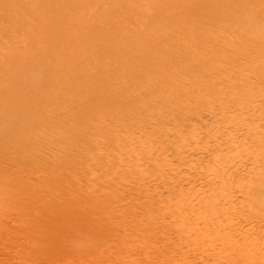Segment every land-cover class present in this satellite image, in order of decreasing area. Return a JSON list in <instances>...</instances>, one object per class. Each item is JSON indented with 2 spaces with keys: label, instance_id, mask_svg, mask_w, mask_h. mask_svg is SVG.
<instances>
[{
  "label": "bare ground",
  "instance_id": "1",
  "mask_svg": "<svg viewBox=\"0 0 264 264\" xmlns=\"http://www.w3.org/2000/svg\"><path fill=\"white\" fill-rule=\"evenodd\" d=\"M119 1L122 4L125 2V0ZM176 1L142 0L141 3H136V5L132 6L130 12L136 13V15H141L142 13L141 16H149L148 20L144 22L142 20L141 23L143 24L140 22L132 23L131 29L128 28L127 31L122 33L130 22L118 21L115 18L116 12L106 9L103 4L105 2H101V0H0V31H8L7 33L12 35L11 40L15 39L16 35L20 32L22 34L26 33V36L23 38L17 37L19 40L17 39L16 41H0V201H4L5 204L8 201L7 207L9 206L12 211L14 210V214L19 213V216L28 211L26 212L28 217L23 214V216L27 217H24V220L29 218L28 221H25L26 223L23 220L21 222V218L19 221L18 216V218L15 217V220L18 219L17 224L21 222V225L24 223L27 227L31 225L32 231L39 229V234L36 232L35 234H37V237L42 236L40 238L41 241H43V236L49 239L52 238L51 241L47 239L48 242H53V239L55 242L57 239L65 241L67 237V239H70L69 241L79 244L89 236L102 237L105 234L104 227L108 226L109 220L106 215V209H108L110 202L113 200L114 194L110 199L108 207V203L106 205L104 203L95 205L94 203L93 205L95 206L90 204L91 209L87 205V209H85V206L81 204L83 202L80 201L81 206L77 205L80 198L78 197L79 199L77 198L78 200L76 201V196H72V188L67 186V183L62 182V174L65 175L66 169H76L90 157L98 163L103 162L107 152L113 149L106 146L107 142L110 141L112 144V141L117 143L119 140V145L115 143L112 145L115 146L114 148H117L114 150V154L117 157V163L119 164L120 162L121 166H123V168H119L120 165L118 167V169H124V172L121 171L122 173H128L125 169L128 171L130 168L132 169L130 172L137 175L142 173L141 176H143L145 172L147 176L145 174L144 176L149 181V179H152L148 178L150 170H153L151 167L156 166L160 173L164 175V178L171 176V178L169 177L171 180L173 179L179 183L178 185L181 184V187L176 192L181 197L174 202V207L182 211L183 217L188 218V222H185L186 226L181 225L184 226L183 229L185 231L188 230L190 234H193V236L189 235L190 237L197 238L200 243H205L208 240V244H205L211 250L216 248L218 242H222L221 246L223 250H236L240 254L246 253L245 259H242L247 262L245 261L240 264H264V237L261 235L264 233V223H262L263 227L261 222L259 224L254 223L251 226L248 225L249 229L252 228L251 236L246 234L249 239H246V236L240 232L233 234V232H229L230 230H224L226 231L224 232L221 231L223 228L219 229L221 227L228 229L226 226L232 227L235 223L237 227L238 225L245 226L249 224L248 220L250 219L240 216V214L236 216L237 211L247 208L248 212H250L251 209L254 210V208H251V205L253 207H255L254 205H264V122L258 123L253 127V124L248 122L245 115V119L243 118V112L237 108L243 103L242 99L246 98V96L241 97L242 95L239 90L244 91L245 88H248L244 87L246 82L244 84L241 81V77H243L242 73L244 72L237 71L241 68H239L240 65L242 67L246 65L244 63V65H237V61L240 59L239 56L242 54L239 49L244 48L246 44L252 42L254 45L251 46L255 47L257 44L256 49L263 50V34L258 37L257 31L256 37H250L251 35L247 37L249 33L246 30L249 29H245V25L250 23L251 19L258 18L261 10L264 12V0L259 3L260 10L258 8L257 10L251 9L252 12L250 11L251 13L249 14H243L241 10L242 16H236V12L244 7L247 9L248 6L253 4L252 1L182 0L180 5V2L177 3ZM129 2L132 3L134 1L131 0ZM152 2L153 5L157 4V12L160 11L163 16L168 17H165L167 19H159L156 24L149 27L148 24L151 23L150 18H153L155 13V7L152 5ZM161 2H163V5L159 6ZM54 3H56V6L57 4H67V11L63 10L60 13L58 5L57 10H59V13H56L54 16L52 15L53 18L50 17L48 19L45 18L46 15L45 17L43 16L44 12L36 13L37 7L41 5L49 12ZM75 3H79L81 5L79 8H82V6L83 8H77L79 10L76 7L71 9L73 7L72 4ZM24 6H27V8L25 7L26 9H24ZM66 7L64 6L63 9L65 8L66 10ZM152 7L154 12H151ZM27 9L32 11L31 13L35 12L36 15L32 14L33 17H26ZM121 9L117 10L121 11ZM87 17L88 19L90 17L96 18L97 21L106 24L114 32H106L102 36L95 33L98 29L97 23L95 24L97 29L92 31L93 25H91L92 30H90L89 25L86 27L85 23L88 20L86 19ZM230 17L235 21L237 31H241V37L238 35L239 38L237 40L236 38L232 39L235 32H233L234 29L229 33L228 29L230 28L226 27L228 25L222 23V20L225 21L226 18ZM155 19L153 20L155 21ZM229 23L232 24L231 22ZM89 24L92 23L89 22ZM106 25H103V27H106ZM252 25L254 24L252 23ZM100 27L104 30L107 29V27ZM45 28H47L48 35L45 33L46 36H41V33L46 31ZM160 29H162L163 34L159 33ZM116 40L119 41L115 43L114 41ZM135 42H139L140 45ZM248 46L250 45L248 44ZM104 47L107 49L106 55L104 54L103 58V55H99L100 52H98V55L95 52ZM83 50H85V53ZM251 51L253 52V50ZM262 52L260 51V53ZM253 54L251 52H245L244 54L248 60L251 59L249 67L250 64H252L251 66L256 64L253 60L257 58L254 59ZM262 54L264 55V52ZM259 59L261 61L264 57ZM257 64L255 65L256 67L250 68L256 69ZM262 64H260V69H262ZM104 65L107 66V70L106 66L103 67ZM236 66H238L237 70ZM246 70L244 71L246 72ZM259 74H262V72ZM43 76L47 80L42 81L41 79H44ZM254 90L253 94H255ZM208 97H211L212 100L207 99ZM254 103L256 102L254 101ZM216 105H219V108ZM224 108H227L229 112H225L227 110H223ZM245 110H249V108ZM206 111L208 113L212 112V115L217 118L224 119V123L222 122L224 130H219L217 125L214 124L218 129L209 134L213 140H218L215 143L213 142V145L209 143L210 140H202L205 134L196 133L189 125V122L193 124L191 121L193 117L203 115ZM254 112H251V114H254ZM251 117L253 118L252 115ZM252 118L250 121H252ZM255 118H253V122H255ZM134 120L139 121L141 124L155 123L158 127H163L164 136H173L174 140H176V143H174V147L177 150L175 151L177 152L176 155L179 156V161L185 163L186 167H183L188 172H185L183 168H177L178 164H174V168L171 165V163L175 162L174 159L172 162L170 157L164 154L165 151L156 149L160 147H151L150 140H144L143 142L144 138L139 141L137 140L136 143L140 144L141 141V144H134L137 147H133L134 149L130 151L129 148L131 147H129L130 145L127 142L131 144L135 142V137H138L141 131H143L142 125L128 126ZM106 121L124 122V131L122 132V129L118 130ZM179 124L180 127L182 126L181 128L178 127ZM219 127L221 128V126ZM157 128H154V130L156 131ZM159 131L155 133L159 135ZM146 132L147 130L142 133ZM200 132L202 131L200 130ZM52 133L54 134L52 135ZM136 133H139V135ZM151 133L155 135L154 132ZM153 135L151 134L150 137H147L151 138ZM247 136L249 138L253 136V144L256 142L254 146L244 145L243 141L245 137L248 138ZM115 137L118 138V140L116 139L117 141H114ZM147 137L145 139H148ZM85 138L90 140L91 143L84 141L83 139ZM249 141L247 144H250ZM168 143L166 144L167 147L169 146ZM152 145L155 146L153 143ZM167 147H165V150ZM170 151L174 150L172 149L167 152ZM204 152L211 154V162L209 161V157V162H205L203 161L204 159L198 157ZM135 153L144 155L140 158V161L138 160L139 162L136 160L140 156L136 157ZM210 154L207 155L210 156ZM132 156H135V158L133 157L134 160L137 158L136 162L133 160L135 163L130 161ZM129 162H133L134 164L132 163V165ZM180 163L178 167H182ZM88 164L90 165V162ZM86 168L95 170L91 166H86ZM110 168L113 169L112 167ZM20 169H23L27 175H31L30 177L34 179L29 178L30 181L28 183H23V180L16 181L15 174ZM118 169L116 168L117 172ZM22 171L20 170L19 172ZM96 171H94L97 176L96 180L99 182V179H101V177H98L100 172L96 173ZM48 172L53 176H51L53 184L58 191L53 194L50 193L52 195L46 197L43 207L39 208V210L32 206L31 208H27L28 204L26 205L24 201L29 199L27 197L37 195L39 197L42 185H39L38 180L40 181L41 178L45 180V177H48ZM117 172L114 170L112 173ZM46 173L47 175L43 177ZM126 175L132 174L128 173ZM88 176H91V174ZM37 177L39 178L38 180L35 179ZM132 177H128V179L130 180ZM83 178L85 179V177ZM158 178L160 177L158 176ZM107 179L109 178L105 180ZM102 180L99 182L100 185H102ZM241 180L244 181H242L243 184L239 182ZM253 180H257L256 183L254 181L255 185H253ZM148 181H141L140 183L138 181L139 184L137 186L142 188L140 191L142 190L143 193L144 188L151 186V183L148 186ZM247 182L253 185V192L250 194L254 193V195H249V198L244 193V188L247 189L248 187H244V184H248ZM104 184L109 188L107 191L111 188L116 189H113L114 191L118 189L116 187L117 184L115 186L112 178L108 180V183ZM95 185L97 186L98 184H93L92 187L94 190H97L95 189ZM92 187L90 188L92 189ZM99 187L101 188V186ZM106 187H104L105 191ZM191 187L195 188L194 192L191 190ZM119 188L121 189V187ZM44 189H47V187ZM120 189L118 190L119 195L122 193ZM105 191L102 190L100 194L103 192L102 195L106 194L107 191L106 193ZM109 194H106L107 200L110 198ZM43 195L45 197V193ZM107 195H109V198ZM240 195H243L242 199L238 197ZM114 196L117 197V195ZM87 201L85 202L87 203ZM162 201L164 202L165 199ZM166 202L169 203V200ZM101 204H104L107 208ZM96 206L102 208V212H97ZM149 207L151 209V205ZM164 207L166 208V205ZM174 207L173 209L175 210ZM26 208L27 210H25ZM165 208H163L164 211L167 209ZM258 208L257 210H259ZM145 209L147 210V208ZM9 210L8 212H10ZM253 210H251V213ZM257 210L254 212L255 215L253 217L257 219H254V221L259 222L261 220L258 218L264 219V210L262 212H257ZM103 211H105V214ZM39 213L47 216V220L45 219L47 222H52L54 225L59 226H55L53 230L36 222ZM180 213L177 215H180ZM243 214L245 213L243 212ZM165 215L166 213L163 214V216ZM174 216L175 214L171 216L174 219L173 223L177 221ZM162 220L161 222L164 223L165 220ZM3 225L5 226V223L0 222V229H3L4 232L7 230V226L4 227ZM175 225L180 226L178 223ZM238 228H235L234 231ZM12 231L14 234L19 232L17 229L15 231L11 229L9 233H12ZM32 231L31 233L34 234ZM218 231L223 236L220 234L215 235L214 232ZM210 233L214 234L209 236ZM246 233L249 232L246 231ZM35 234L33 236L34 240ZM15 235L11 236L14 237ZM29 239H32V237L30 236ZM33 239L32 241L34 242ZM36 240L40 241L38 238ZM48 242H45L46 245ZM34 244L36 243L34 242ZM63 244L67 243L63 242ZM196 244L195 241L194 245ZM200 246L205 247V245L202 246L201 244ZM196 247H199V243ZM221 248L220 250H222ZM211 250L210 252L207 250L208 255L211 253ZM220 250L217 251L220 252ZM219 252L216 253L219 254ZM220 260L222 261L221 258ZM218 264L220 263L218 262Z\"/></svg>",
  "mask_w": 264,
  "mask_h": 264
},
{
  "label": "rangeland",
  "instance_id": "2",
  "mask_svg": "<svg viewBox=\"0 0 264 264\" xmlns=\"http://www.w3.org/2000/svg\"><path fill=\"white\" fill-rule=\"evenodd\" d=\"M112 1V2H111ZM129 1H131V0H125V2L122 4L119 0H101V2H105V3H103L104 5H105V8L106 9H110V11H114V12H116L115 13V18H117L118 19V21H128V22H130V24L122 31V33L124 32V31H127V29L129 28V29H131L130 27H132L133 26V24H135V23H141V21L143 20V22L144 21H146V20H148V17L149 16H141L142 15V13H141V15H136V13H133V12H130L131 10H132V6L133 5H136V3L137 4H139V3H141L142 2V0H133L134 2H132V3H130ZM156 1V0H155ZM158 1V0H157ZM160 1V0H159ZM252 1V3L253 4H251L250 6H248V8L246 9V7H244V8H242V9H240L239 11H240V14H239V11H237L236 13H237V15L236 16H242L243 14H249V13H251L252 12V10H257V8L260 10L261 9V7L259 6V3L261 2V1H263V0H250V2ZM166 2V1H165ZM177 3L178 2H180L179 3V5L182 3V0L180 1V0H177L176 1ZM107 3V4H106ZM109 3H110V5H109ZM129 3H130V5H129ZM76 4V5H75ZM75 4H72L73 5V7L71 8V9H73V8H75L76 7V9L77 8H79V6H81L79 3H75ZM78 4V5H77ZM113 4V5H112ZM59 5V6H58ZM63 4H57V6L58 7H60V8H58L57 6H56V3H54V5L51 7V10H49V12H48V10L46 11L45 9V7L43 6V5H41V6H43V7H41V6H38L37 7V14H38V12L40 13V12H44L43 13V16L45 17V15H46V17L45 18H53L52 17V15L54 16L56 13H59V10H57V8L58 9H60V13H62L63 12V10L64 11H67V8L68 7H66L67 6V4L65 5H63ZM71 5V6H72ZM123 5V6H122ZM152 5H153V2H152ZM161 5H163V2H161L160 4H159V6H161ZM66 7V10H65V8L63 9V7ZM154 7H155V13H154V16H153V18H150L151 19V23L150 24H148V26L150 27H152L154 24H156V22L159 20V19H162V18H165V17H168V16H163L162 15V13H160V11L159 12H157V9H156V6H157V4L156 5H153ZM254 6V7H253ZM256 6V7H255ZM27 8V6H24V9H26ZM86 7V6H85ZM121 7H122V9H121ZM249 7H252V8H249ZM29 8V7H28ZM82 8H83V6H82ZM82 8H79V9H82ZM42 9V10H41ZM79 9H77V10H79ZM116 11H115V10ZM117 9H121V11L120 10H117ZM128 9H129V11H128ZM246 9V10H245ZM252 9V10H251ZM41 10V11H40ZM243 11V14H242V11ZM54 11V12H53ZM58 11V12H57ZM62 11V12H61ZM112 11V12H113ZM154 12V10H153V7L151 8V12ZM251 11V12H250ZM32 11H29V9H27V12H26V17L27 16H32L33 17V15L35 14V12L34 13H31ZM45 12H47V13H45ZM82 12H84L83 10H82ZM245 12V13H244ZM48 13H51V14H49L48 15ZM85 13V12H84ZM31 14V15H30ZM33 14V15H32ZM157 16H156V15ZM239 14V15H238ZM242 14V15H241ZM36 15V14H35ZM259 16H258V18H253V19H251L250 20V23H247L246 25H245V29L247 28V29H249V30H246L249 34L247 35V37H249L250 35V37H256L257 35H256V32L258 31V37L261 35V34H263V36H262V41H263V43H264V12H263V10H261V12H260V14H258ZM156 16V17H155ZM245 16V15H244ZM135 17V18H134ZM141 17V18H140ZM158 17H161V18H158ZM261 17V18H260ZM93 18V17H92ZM91 17H90V19H88V17L86 18V19H88V20H86V27H88V25H89V29L90 30H92L91 29V25H93V30L92 31H94L95 29H97V26H98V29L95 31V33H97V34H99V35H104L106 32H108V33H113L114 32V30H112V29H110L109 27H107V25L106 24H103L101 21H97V19L96 18H93L92 19ZM138 18H139V20H138ZM154 18H156L155 19V21L153 20ZM92 19V20H91ZM96 19V20H95ZM165 19H167V18H165ZM261 19V20H260ZM26 20H27V18H26ZM90 20V21H89ZM133 22H132V21ZM135 20V21H134ZM255 20H256V22H255ZM259 20V21H258ZM94 21V22H93ZM224 20H222V23H224V25H228V26H230V27H228V26H226L227 28H230V29H228L229 30V33L231 32V30H233V36H232V39H235L236 38V40H237V38H239V36L241 37V35H240V33H241V31L240 32H238L237 31V29H236V27H235V21H233V18L232 17H230V18H226L225 19V21L223 22ZM88 22V23H87ZM89 22H91L92 24H89ZM229 22H231L232 24H230ZM97 23V26L95 25ZM133 23V24H132ZM252 23L254 24V25H252ZM101 24V25H100ZM141 24H143V23H141ZM152 24V25H151ZM237 25H238V23H236ZM103 25H106V27H107V29H101V27L100 26H102V28H104L103 27ZM147 25V24H146ZM145 25V26H146ZM249 25V26H248ZM262 26H263V28H262ZM95 27V28H94ZM100 27V28H99ZM105 27V28H106ZM45 30L46 31H44V33H41V36H46L45 35V33L48 35V33H47V28H45ZM100 31V33H99V31ZM102 30H104V31H102ZM108 30V31H107ZM255 31V32H254ZM8 31H0V41H4V42H8V41H16L18 38L17 37H19V38H23L24 36H26V33H24V34H22V32H20L18 35H16V37H15V39H12L11 40V38H12V35L11 34H9V33H7ZM102 32V33H101ZM161 32V33H160ZM208 32V31H207ZM35 33H37V32H35ZM121 33V34H122ZM159 33L160 34H163V31H162V29H160L159 30ZM252 33V34H251ZM254 33V34H253ZM206 34V33H205ZM234 34H235V36H234ZM237 34V35H236ZM239 35V36H238ZM19 40V39H18ZM21 40V39H20ZM119 40H116V41H114L115 43H117ZM143 41V40H142ZM140 43H141V41H139ZM139 42H135L136 44H139ZM250 43H252V42H250ZM250 43H248L250 46H248V44H246L245 46H244V48H246V49H244V48H240L239 50H240V52L242 53L241 54V56H239L240 57V59H238V63H237V65L239 66L240 64H242V65H244V64H246L245 65V67H242L241 65L239 66V70H237V67L238 66H236L235 68H236V70L238 71V72H244V73H242V76L243 77H241V81H243L244 82V84H245V82H246V84H245V86L244 87H248V88H245V90L244 91H241V90H239L240 91V93H241V97L243 98L244 96H246V98L244 97V99H242V101H243V103L241 104V106H238L237 108H238V110H241L243 113H242V115H243V118L245 119V116H246V119H248V122L249 123H251V124H253L252 126L254 127V126H256L258 123H263L264 122V71H262L263 69H264V59H261V61H259L260 59L259 58H263L264 57V55L262 54L263 52H264V47L262 48L263 50H257L256 49V45H255V47L254 46H251V45H254L253 43L252 44H250ZM140 45V44H139ZM247 46V47H246ZM107 47V46H106ZM106 47H104V48H100V50H96V54L98 55V52H100L99 53V55L100 56H102L103 58H104V56L106 55ZM255 48V49H254ZM258 48V47H257ZM259 49V48H258ZM105 50V51H104ZM238 50V51H239ZM250 50V51H249ZM251 50H253V52L251 51ZM85 50H83V52H84ZM259 51V52H258ZM260 51L262 52V53H260ZM245 52H251L253 55V57H254V59L255 58H257V59H255V60H253L254 61V63L256 62V64H257V68L255 69H252L253 67H256L255 65H253V66H251L252 64H250V67H252V68H250L249 67V63H251L250 62V60H248L245 56H244V54H245ZM85 53V52H84ZM103 53V54H102ZM105 54V55H104ZM261 54V55H260ZM243 55V56H242ZM261 56V57H260ZM242 57V58H241ZM248 60V61H247ZM241 61V62H240ZM252 61V62H253ZM260 63H259V62ZM262 62H263V64H262ZM244 63V64H243ZM248 63V64H247ZM253 63V64H254ZM104 64H106L105 62H104ZM260 64H262V69H260ZM107 65V64H106ZM106 65H104L103 67H105ZM248 65V66H247ZM259 65V66H258ZM106 68V70L108 69L107 68V66L105 67ZM243 69V70H242ZM245 69H247L246 70V72L244 71ZM249 69H251V70H249ZM254 70H256V71H254ZM252 71H253V73H254V75H253V73H252ZM258 71H260L259 73H261L262 72V74H259V73H257ZM249 73V74H248ZM245 74V75H244ZM259 76H258V75ZM213 75V74H212ZM246 75H247V77H246ZM256 75V76H255ZM263 75V76H262ZM244 76H245V78H244ZM44 77V79H41L42 81L43 80H47V78L45 77V76H43ZM43 77H41V78H43ZM209 77H212V76H209ZM257 77V78H256ZM263 77V78H262ZM254 79V80H253ZM263 79V80H262ZM244 80H249V82L247 83V81H244ZM253 81H254V84H253ZM252 82V83H251ZM253 84V85H252ZM256 84V85H255ZM251 85V86H250ZM249 86H250V88H249ZM254 86V87H253ZM252 88V89H251ZM255 88H257L256 90H254ZM249 90V91H248ZM253 90L255 91V94H257V95H255V94H253ZM250 91H252L251 93H250ZM257 91V92H256ZM250 93V94H249ZM244 94V95H243ZM259 94V95H258ZM249 95H250V97H249ZM254 95H255V97H254ZM262 95V96H261ZM253 96V97H252ZM258 96V97H257ZM260 96V97H259ZM251 98V99H249V98ZM262 97V98H261ZM207 99H210V100H212V98L210 97H208ZM249 99V100H248ZM258 99V100H257ZM148 100V99H147ZM247 100H248V102H247ZM246 101V102H245ZM252 101V102H251ZM254 101L256 102V103H254ZM258 101V102H257ZM244 102H245V104H244ZM217 103H219V102H217ZM246 103H247V105H246ZM244 105H246V106H244ZM219 105H216V107L217 108H219L218 107ZM248 106V107H247ZM240 107V108H239ZM257 107V108H256ZM167 108V107H166ZM249 108V110H245V109H248ZM257 109V110H256ZM259 109V110H258ZM218 110V109H217ZM223 110H227V108H224ZM252 110V111H251ZM246 111V112H245ZM249 111V112H248ZM255 111V112H254ZM225 112H229V110H227V111H225ZM251 112L253 113L254 112V114H251ZM257 112V113H256ZM247 113H249L248 115H246ZM226 114H228V113H226ZM208 115V116H207ZM245 115V116H244ZM251 115L253 116V118H255L254 119V121L255 122H253V118L251 117ZM247 116H249L248 118H247ZM255 116V117H254ZM262 116V117H261ZM206 117V118H205ZM212 117V118H211ZM216 119H215V118ZM251 118H252V121H250L251 120ZM260 119L259 121H258V119ZM199 119H200V121H199ZM228 119V118H227ZM257 119V120H256ZM198 120V121H197ZM224 120V119H223ZM223 120L222 119H220V118H217L216 116H214V115H212V112H209L208 113V111H206L205 113H203V115H198V116H195V117H193L192 118V123L193 124H190V122H189V125H190V127L191 128H193L194 129V131L197 133L198 132V134H200V133H202V135L203 134H207V136L205 137V135H203V138H202V140H210V144L211 145H213V142L215 143V142H217L216 140H213L211 137H210V133L211 132H213V131H215V130H217L218 128H219V130H221V131H223L224 130V128H223ZM226 120V119H225ZM107 123H109V124H111V125H113V126H115L118 130H121L122 129V132L124 131L123 130V125H124V122H122V123H120V122H115V121H106ZM199 122V123H198ZM223 122V123H222ZM198 123V124H197ZM200 124V125H199ZM214 124H216L217 125V127H215L216 125H214ZM221 124V125H220ZM136 125H142V129H143V131L145 132L146 130H147V132L146 133H142L143 131H141V134H143L142 135V137H141V134L139 135V133H136L137 135H139L138 137H135V142H133L132 144L131 143H128L127 142V144H129L128 146L129 147H131V148H129L130 149V151H132L135 147H137V145L139 144V143H136V141L138 140H141L142 138H144L143 140H142V142L144 141V140H150L149 142H150V146L151 147H154V148H156V147H160V148H156L157 150L158 149H160L161 151H165L164 152V154L166 155L167 154V156H169L170 157V160H172V162H173V159H174V161L175 162H173V163H171V165L174 167V164H178L177 165V168H183V169H185V172H188L187 170H186V168H184L183 166H185L186 167V165H185V163L184 162H181V161H179V156H177L176 155V153L177 152H175V151H177L176 149H175V147H174V143H176L175 141L176 140H174V138H173V136H169V137H166V136H164V134H163V127H161V126H159L158 127V125L156 124L155 125V123H150V124H146V123H140L139 121H133V122H131L130 124H128V126H130V127H134V126H136ZM199 125V127H197ZM213 125V126H212ZM126 126V125H125ZM201 126V127H200ZM204 126V127H203ZM219 126H221V128L219 127ZM160 129V131H159V129ZM178 127H180V124L178 125ZM182 127V126H181ZM180 127V128H181ZM154 128L156 129L157 128V130L155 131L154 130ZM184 128V127H183ZM197 128V129H196ZM210 128V129H209ZM200 130L202 131V132H200ZM210 130V131H209ZM149 131V132H148ZM157 131H159L158 133H159V135L157 134V133H155V132H157ZM204 131V132H203ZM119 132H121V131H119ZM151 132H154V134L155 135H153V133H151ZM184 132H185V130H184ZM206 132H209V133H206ZM54 133H52V135H53ZM153 135V137L151 136V138H148V137H150V135ZM163 134V135H162ZM162 135V136H161ZM148 136V137H147ZM157 136V137H156ZM209 136V137H208ZM118 137V136H117ZM117 137H115L114 138V141L117 139L118 140V138ZM141 137V138H140ZM145 137H147L148 139H145ZM248 138H249V136H247ZM138 138H140V139H138ZM165 138V139H164ZM248 138H244V145H246V146H248V145H250V146H254V144L256 143V142H254V144H253V136L252 137H250L249 138V140H247ZM158 139V140H157ZM168 139V140H167ZM84 141H86V142H89V143H91L90 142V140H88L87 138H85V139H83ZM116 140V141H117ZM206 140V141H207ZM211 140H213L212 142H211ZM119 141V140H118ZM118 141H117V143L116 142H113L112 141V144L113 143H115L116 145H119L118 144ZM154 141H156L155 143H154ZM174 141V142H173ZM247 141V142H246ZM248 141L250 142V144H247L248 143ZM167 142H169L168 143V145L170 146L171 144V146L168 148L167 147ZM108 144L106 145L108 148H113V149H111L109 152H107V154H106V156H105V158H104V160H103V162L101 161V162H97L95 159H93V158H89L88 160H86L84 163H82V164H80L79 165V167H77L76 169H72V170H68V169H66V172H64V174L65 175H63L62 174V182L63 183H67V186H70L71 188H72V196L74 195V196H76V201L78 200V203H77V205L78 206H81V204L83 205V206H85V209H87L86 208V205H87V207L88 208H90L91 207V205L90 204H94L95 203V205H97L98 203H104L105 205L107 204V207H108V205H109V202L111 201L110 199H111V197H112V195L114 194V195H117V197L116 196H114L113 195V200L110 202V205H109V207H108V209H106L107 207L104 205V204H101L103 207H106L105 209L107 210L106 211V215L108 216V218H109V220H108V226H106V227H108V228H106V227H104V233L105 234H103V236L102 237H99V236H89L88 238H85L83 241H81V243H77V242H72V241H69L70 239H67V237H66V239H65V241H59L58 239L56 240V242L54 241V239L52 240L53 242H48V240L47 239H49L48 237H44L43 236V241H41V237H37V234H35V232L36 233H38V230L37 231H32L31 230V228H32V226L31 225H29V227H27V225H24V223H26L25 221H28V219H26V220H24L25 218H27L28 216H27V214H26V212H28V211H26V212H24L23 214H25V216H27V217H25V216H23V214L22 215H20L19 216V213H16V214H14L15 213V211L13 210H11L10 209V207L8 208L7 207V202H6V204H5V202L4 201H0V216H1V214H3L2 216H1V219H0V222L1 223H5V226L4 227H6L7 226V230H5L4 232H3V229L1 230L0 229V264H218V262L220 263V264H240V263H243V262H245L246 260H244L243 261V259H245L244 257H246L245 256V254H244V252H243V254H240V252H238V251H236V250H223V247L221 246V244H222V242H218V244L220 245H218L217 244V246H216V248L215 249H209L208 248V246L206 245V244H208V240H206L205 241V243L203 242V243H200L199 241H198V239L197 238H195V237H190L189 235H192L193 236V234H190V232L187 230V231H185V229H183V227L184 226H182L181 224H183V225H185L186 226V223L188 222L187 220H188V218H185V217H183V215L184 214H182V211L180 210V209H176L175 207H174V202L177 200V199H179L180 197H181V195H177V189H179L180 187H181V184L180 185H178L179 183H177V182H175L173 179V181L170 179L171 178V176H169V177H163L164 175H162L161 173H160V171L157 169V167L156 166H152L151 167V169L153 168V170H150L151 172H149V174H148V178L150 177V178H152V179H149V181L147 180V173H145L144 172V174L146 175V176H144V174H143V176H141L142 175V173H140V175H137V174H134V173H131L130 171H132V169L130 168V170H126L125 169V171L126 172H128V173H130V174H132V175H126V174H128V173H122V172H124V169L123 170H121V169H118V167H119V165H120V167L119 168H123V166H121V164H120V162H119V160H118V162H119V164L117 163V157L115 156V154H114V150L115 149H117V148H114L115 146L114 145H112L111 144V142L109 141V142H107ZM152 143L155 145V146H153L152 145ZM134 144H137L136 146L134 145ZM140 144H141V141H140ZM139 144V145H140ZM157 144V145H156ZM253 144V145H252ZM127 146V145H126ZM134 147V148H133ZM165 147H167L166 148V150L167 151H169V150H174V151H170V152H167L166 150H165ZM125 148H128V147H125ZM162 148H163V150H162ZM113 151V152H112ZM94 152V151H93ZM113 153V154H112ZM173 153H174V156H173ZM136 154V157L137 156H140V157H137L135 160L137 161V162H139L140 161V158H142L144 155H139L138 153H135ZM202 154V155H201ZM201 154H199V155H201V156H198V157H201L202 159H204L203 161H207V162H209L210 160L212 161V159L210 158V157H212L211 156V154L210 153H208V152H204V153H201ZM207 154H210V156H208ZM134 155V154H133ZM177 156V158H175L176 156ZM207 155V156H206ZM115 158H114V157ZM135 158V156H132L131 157V159H130V161H133L134 160V158ZM172 157H174V158H172ZM208 157H209V161H208ZM133 158V159H132ZM207 158V159H206ZM110 159V160H109ZM115 159V160H114ZM175 159H177V160H175ZM94 160V161H93ZM106 160V161H105ZM134 160V161H135ZM139 160V161H138ZM90 162V165L88 164L89 162ZM113 161H114V164H113ZM133 161V162H134ZM135 161V162H136ZM177 161H178V163H177ZM210 161V162H211ZM88 162V163H87ZM105 162H107V163H105ZM115 162H116V164H115ZM133 162H129L130 164H132ZM134 162V163H135ZM181 162V163H180ZM93 163V164H92ZM110 163V164H109ZM133 163V164H134ZM179 163H180V165L182 164V167L180 166V167H178L179 166ZM88 164V165H87ZM111 164H113V165H111ZM117 164H118V166H117ZM129 164V165H130ZM132 164V165H133ZM88 166V167H93L92 169H95L94 171H96V170H98V171H96V173H98V172H100L99 173V175H98V177L100 178L101 177V179H103L102 180V182H101V184L103 185H100L99 184V182L101 181V179H99V182H97V180H96V178H97V176H96V174H95V172L93 171V170H89V169H87L86 168V166ZM115 165V166H114ZM131 165V166H132ZM96 166V167H95ZM80 167H82V168H80ZM110 167H112L113 169H111ZM114 167H115V169H114ZM78 168H79V170H78ZM108 168V169H107ZM116 168L118 169V172L116 171ZM175 168V167H174ZM21 171L23 170V169H20ZM20 170H18V172L20 171ZM81 170V171H80ZM112 170V172H114V170H115V172H117V173H112V172H110ZM68 171V172H67ZM76 171V172H75ZM87 171V172H86ZM92 171V172H91ZM105 171V172H104ZM122 171V172H121ZM16 173L15 174V177L17 178V179H15L16 181H22L23 183H28L30 180H29V178L30 179H34V178H31L30 176H29V174L27 175V173L23 170L22 172H19V173ZM94 172V173H93ZM108 172V173H107ZM92 173H93V175H92ZM103 173V174H102ZM151 173V174H150ZM155 173H156V175H155ZM25 174V175H24ZM85 176H84V175ZM89 174H91V176H88ZM95 174V175H94ZM117 174V175H116ZM17 175V176H16ZM20 175V176H19ZM47 175V173L46 174H44V176L43 177H45ZM50 175V176H49ZM67 175V176H66ZM87 175V176H86ZM116 175V176H115ZM126 175V176H125ZM137 175V176H136ZM160 177V178H158V176ZM161 175V176H160ZM14 176V175H13ZM37 176V175H36ZM52 175H51V173L50 172H48V177L46 176L45 177V180L44 179H40V181L38 180L39 178L37 177V178H35L36 180H38V182H39V185H42V187H41V193L39 192V197H38V195L37 196H32V197H27V198H29V199H26L25 201H24V203H26V205L28 204V206H27V208H31V206L32 207H36L38 210H39V208H41V207H43V204H44V200L46 199V197H48L49 195H52L53 193H56V191H58L57 189H56V187L54 186V184H53V180H52V177H51ZM73 176V177H72ZM133 176V177H132ZM138 176H141V177H138ZM153 176V177H152ZM154 176H156V177H154ZM22 178L21 180H18L19 178ZM67 179H66V178ZM75 177V178H74ZM83 177H85V179L83 178ZM86 177H87V179H86ZM92 177V178H91ZM103 177V178H102ZM109 178V179H107V180H105L106 178ZM128 177H132V179H128ZM136 177V178H135ZM143 177V178H142ZM161 177L163 178L162 180H161ZM26 178V179H25ZM28 178V179H27ZM50 178V179H49ZM60 178H61V176H60ZM91 178V179H90ZM111 178H112V180H113V182H114V184H115V186H116V184H117V191H114V190H116V189H110L109 191H107L109 188H107L106 186H105V184L104 183H108V180H111ZM142 178V179H141ZM156 180H155V179ZM167 178V179H166ZM128 179V180H127ZM160 179V180H159ZM27 180V181H26ZM44 180V182H42ZM69 180V181H68ZM93 180V181H92ZM117 182H116V181ZM134 180V181H133ZM139 181V183L141 182V181H148V186H149V184L151 185V186H149V187H147V188H144L143 190H144V193L142 192V190L140 191V189H142V188H140L139 186H137L139 183H138V181ZM141 180V181H140ZM154 180V181H153ZM65 181V182H64ZM71 181V182H70ZM96 181V182H95ZM103 181H104V183H103ZM133 183H132V182ZM151 181V182H150ZM156 181V182H155ZM167 181V182H166ZM243 180H241V181H239V182H241L242 184H243V182H242ZM254 181L255 180H253V185H255L254 184ZM37 182V181H36ZM41 182V183H40ZM46 182V183H45ZM74 182V183H73ZM83 182V183H82ZM91 184H90V183ZM95 182V183H94ZM135 182V183H134ZM163 182V183H162ZM165 182V183H164ZM257 182V180L255 181V183ZM75 183H76V185H75ZM86 183V184H85ZM110 183V182H109ZM177 185V187H176V185ZM248 183V182H247ZM45 184V185H44ZM53 184V185H52ZM90 186H89V185ZM93 184H98L97 186H98V188H97V186L95 185V189H97V190H94L93 189V187H92V185ZM162 186H161V185ZM66 185V184H65ZM74 185V186H73ZM78 185H79V189H78ZM159 185V186H158ZM171 185V186H170ZM245 186L244 187H246V186H248L247 187V189L246 188H244V193L246 194V196L249 198V195H254V193L253 194H250L251 192H253L252 190H253V185H251V184H244ZM251 185V186H250ZM73 186V187H72ZM99 186H101V188L99 187ZM164 186V187H163ZM170 186V187H169ZM185 186H187V185H185ZM45 187H47V189H44ZM54 187V188H53ZM75 187V188H74ZM77 187V188H76ZM90 187H92V189H93V191H92V189L90 188ZM104 187H106V191H107V193H106V191L104 190L105 188ZM119 187H121V189L119 188ZM139 187V188H138ZM163 187V188H162ZM166 187V188H165ZM103 188V189H102ZM124 188V189H123ZM137 188V189H136ZM150 188H152V189H150ZM155 188V189H154ZM170 188V189H169ZM49 189V190H48ZM56 189V190H55ZM81 189V190H80ZM83 189V190H82ZM120 189V191H122V193H121V195H119L120 193H119V190ZM136 189V190H135ZM163 189V190H162ZM166 189V191H164ZM169 189V190H168ZM174 189V190H173ZM76 190V191H75ZM80 190V191H79ZM98 190H99V192H98ZM101 190V191H100ZM102 190L103 191H105V193L106 194H109L110 195V198H109V195H107V197L109 198L108 200L106 199V194H104V195H102V194H100L101 192H102ZM113 190V191H112ZM139 192H138V191ZM154 192H152V191ZM191 190H193V192H194V190H195V188L194 187H191ZM247 190V191H246ZM50 191V192H49ZM74 191V192H73ZM124 191V192H123ZM250 191V192H249ZM85 192V193H84ZM91 192V193H90ZM96 192V193H95ZM116 192V193H115ZM45 193V197H43L44 194ZM47 193H49V194H47ZM50 193H52V194H50ZM139 193V194H138ZM175 193V194H174ZM41 194V195H40ZM47 194V195H46ZM77 194V195H76ZM123 194V195H122ZM143 194V195H142ZM159 194V195H158ZM161 194V195H160ZM172 194H174V195H172ZM43 195V196H42ZM79 195V196H78ZM81 195V196H80ZM100 195H102V196H100ZM150 195V196H149ZM153 195V196H152ZM172 196V197H170V196ZM42 196V197H41ZM85 196V197H84ZM87 196V197H86ZM118 196H121V197H118ZM163 198H162V197ZM174 196H175V200H174ZM252 196H250V197H252ZM41 197V198H40ZM79 197V198H78ZM82 197V198H81ZM105 197V198H104ZM239 198H243V195H240V196H238ZM31 198V199H30ZM78 198V199H77ZM87 198H89V199H87ZM92 198V199H91ZM105 200H104V199ZM123 198V199H122ZM84 199H85V201L86 200H88L87 201V203L84 201ZM121 199H122V201H121ZM163 199H165V201L163 202L162 200ZM171 199H172V201H171ZM30 201V203H29V201ZM83 200V201H82ZM115 200H116V202H115ZM118 200V201H117ZM145 200V201H144ZM167 200H169V203H167L166 201ZM6 201V200H5ZM83 202V203H81V202ZM96 201V202H95ZM98 201H100V202H98ZM150 203H149V202ZM152 201H153V203H152ZM157 201V202H156ZM143 202V203H142ZM166 202V203H165ZM81 203V204H80ZM84 203H85V205H84ZM152 203V204H151ZM156 203H157V205H156ZM173 203V204H172ZM144 204V205H143ZM167 204H170V205H167ZM95 205H93V206H95ZM99 205V204H98ZM141 205V206H140ZM151 205V209H150V206ZM156 205V206H155ZM166 205V208L164 207ZM173 205V207L175 208V210L173 209V207H171ZM160 206V207H159ZM170 206V208L168 209V207ZM255 207H253V205H251V208H254V210L253 209H251V210H253L252 211V213H251V210H250V212H248V210H247V208L246 209H242V210H238L237 211V214H236V216H239V214H240V216H243V217H247L248 219H250V220H248L249 221V224H247V225H245V226H243V225H238V227L240 228V230H238L239 228L237 227V225H236V223L232 226V227H230V226H226L228 229H226L225 227H221V228H219L220 230L223 228V230H221V231H224V230H230L229 232L231 233V232H233V234L235 233V232H240V233H242V235H244V236H246V234L248 235V236H251V229L252 228H248V225H254V223H256V224H259L260 222H261V225H262V227H263V224L262 223H264V219H262V218H258L259 220H261V221H259V222H257V221H254V219L255 220H257L255 217H253L254 215H255V211L257 210V207H259L258 209L259 210H257V212L259 211V212H262L263 210H264V205H262V206H256V205H254ZM27 208L25 209V210H27ZM145 208H147V210L145 209ZM148 208H149V210H148ZM163 208H165L166 210L164 211L163 210ZM7 209V210H6ZM10 209V210H9ZM91 209V208H90ZM89 209V210H90ZM104 209V210H105ZM173 209V210H172ZM6 210V211H5ZM8 210L10 211V212H8ZM93 210V209H92ZM102 208H100V207H97L96 206V211L97 212H102ZM172 210V211H171ZM164 211V212H163ZM167 211V212H166ZM174 211V212H173ZM180 211H181V213H180ZM3 212V213H2ZM105 211H103V213H104ZM175 212H177V213H175ZM241 212V213H240ZM243 212L246 214H243ZM5 213V214H4ZM7 213V214H6ZM158 213V214H157ZM161 213V214H160ZM166 213V217L165 216H163V214H165ZM180 213V215H177V214H179ZM249 213H251V214H249ZM9 214V215H8ZM105 214V213H104ZM175 214V216H174V218L176 217V219L175 220H177V221H175V223H173L174 222V219H173V217H171L172 215H174ZM5 218H4V217ZM8 216V217H7ZM12 216V217H11ZM19 218H18V217ZM110 216V217H109ZM160 216V217H159ZM180 216H181V218H180ZM15 217H17L18 219H19V221H20V218H21V222H22V220H23V222L24 223H22L23 225H21V222L20 223H18L17 224V222H18V219L17 220H15ZM25 217V218H24ZM162 217V218H161ZM165 217V218H164ZM179 217V218H178ZM235 217V216H234ZM251 217V218H250ZM4 220H3V219ZM24 218V219H23ZM160 218V219H159ZM168 218V219H167ZM7 219V220H6ZM47 220V216H45L43 213H39V215H38V218H37V220H36V222H38V223H40V224H42L43 226H45V227H47V228H51V229H53L54 230V227L55 226H59V225H54V223H52V222H47L46 220ZM162 219H164L165 221H164V223L163 222H161V220ZM178 219H179V222H178ZM181 219V220H180ZM6 220V221H5ZM157 220V221H156ZM163 221V220H162ZM187 221V222H186ZM254 221V222H253ZM54 222V221H53ZM161 222V223H160ZM186 222V223H185ZM180 224V226H182L181 228H180V226L179 225H175V224ZM251 223V224H250ZM109 224H111V225H109ZM173 224V225H172ZM2 226V225H1ZM1 226H0V228H1ZM15 226V227H14ZM18 226V227H17ZM21 226V227H20ZM23 226V227H22ZM31 226V227H30ZM236 226V227H235ZM141 227V228H140ZM246 227V229H244ZM3 228V227H2ZM19 231H17L18 233H15V234H17V235H15L14 233H13V231H12V233L10 232L9 233V231L12 229V230H16V229ZM21 228V229H20ZM28 228H30V229H28ZM225 228V229H224ZM235 228H238L236 231H234L235 230ZM242 228H243V231H244V233H243V231H242ZM248 229H249V231H248ZM22 230V231H21ZM29 230V231H28ZM34 230V229H33ZM184 230V231H183ZM28 231V232H27ZM31 231L32 232H34V234H35V240L33 239V236H34V234L33 233H31ZM182 231V232H181ZM226 231H224V232H226ZM246 231L247 232H249V233H246ZM23 232V233H22ZM184 232V233H183ZM215 233V235H218V234H220V235H222L221 234V232L219 233V231L218 232H214ZM214 233H210V235L209 236H212V234H214ZM32 234H33V236H32ZM39 234V233H38ZM107 234V235H106ZM264 234V233H263ZM263 234H261L263 237H264V235ZM11 235H15L14 237L13 236H11ZM30 236L32 237V239L34 240V242L36 243V244H34V242L32 241V239H29L30 238ZM189 237V239H188V237ZM214 236V235H213ZM223 236V235H222ZM262 236H260V237H262ZM14 238V239H13ZM36 238H38L40 241H37L36 240ZM46 238V240H44ZM186 238V239H185ZM192 238V239H191ZM17 241H16V240ZM51 239L52 238H50L49 239V241H51ZM246 239H249L247 236H246ZM20 240V241H19ZM186 240H188V241H186ZM194 240V241H193ZM221 240V239H220ZM48 242L47 243V245H46V243L45 242ZM59 241V242H58ZM66 241H68V242H66ZM191 241V242H190ZM195 241H196V245H198V243H199V247H196V245H194V243H195ZM198 241V242H197ZM16 242V243H15ZM38 242H40V243H38ZM63 242L64 243H67V244H63ZM178 242V243H177ZM187 242V243H186ZM188 242H189V244H188ZM20 243V244H19ZM53 243V245H51ZM69 243V244H68ZM71 243H73L72 245H71ZM18 244V245H17ZM189 246H188V245ZM191 244H193V245H191ZM200 244L203 246V245H205V247L204 248H207V249H204L203 247H201L200 246ZM31 245H33V246H31ZM68 245V246H67ZM31 246V247H30ZM24 247V248H23ZM192 247V248H191ZM202 248V250H201V248ZM222 247V248H221ZM32 248V249H31ZM194 248V249H193ZM220 248L223 250V252H222V250H220ZM38 249V250H37ZM201 251H203V252H201ZM207 250L210 252V250H211V253L208 255V252H207ZM213 250H215L216 252H219V251H217V250H220V252H219V254H217L215 251H213ZM200 251V252H199ZM213 251V252H212ZM232 253H231V252ZM40 253V254H39ZM42 253V254H41ZM198 253V254H197ZM217 254V256H215L216 254ZM213 254V255H212ZM228 254V255H227ZM230 254H231V256H230ZM239 254H240V256H239ZM224 255V256H223ZM237 255H238V257H237ZM218 256H220V257H218ZM223 257V258H222ZM215 258H218V259H215ZM220 258L222 259V261L220 260ZM237 258V260L239 261H237V260H235ZM243 258V259H242ZM224 260V261H223ZM218 261V262H217ZM231 263H230V262ZM233 261V262H232ZM223 262V263H222ZM227 262V263H226ZM247 262V261H246Z\"/></svg>",
  "mask_w": 264,
  "mask_h": 264
}]
</instances>
